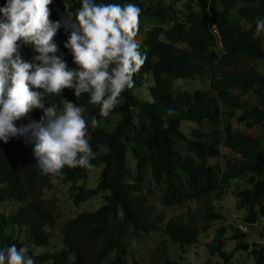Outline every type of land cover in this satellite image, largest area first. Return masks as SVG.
<instances>
[{
	"label": "trees",
	"instance_id": "obj_1",
	"mask_svg": "<svg viewBox=\"0 0 264 264\" xmlns=\"http://www.w3.org/2000/svg\"><path fill=\"white\" fill-rule=\"evenodd\" d=\"M188 1L195 5L185 3L178 9L170 3L166 5L164 0H97L129 2L141 8L135 39L147 59L133 76V88L122 93L120 103L108 116L115 120V126L104 122L98 114L99 105L88 103L87 94L77 98L72 90L64 89L61 96L50 94L47 99L57 105L62 104V98L79 105L86 127L91 116L97 117L98 125L95 129L88 128L87 140L98 154L91 162L103 170L96 188L79 189L74 202L80 205L103 195L105 204L96 212L80 213L65 223L62 240L55 242L51 232L56 227V218L50 212L44 191L60 178L78 189L88 170L65 167L58 177L40 175L34 166L31 142L24 137L10 138L6 144L0 142V247L26 246L35 264H103L113 252L119 257L111 264H127L122 254L126 256L130 251V246L123 243L129 232L137 239L161 224L148 204V196L153 193L146 185L148 175L152 186L162 193L164 207L174 208L190 201L204 203V208L186 222L168 220L164 234L175 244L192 246L198 242L201 231L208 232L211 225L222 221L211 196L215 194L216 200H220L230 180H245V189L235 198L237 210L246 213L245 221L252 224L258 217H264V76L256 68L250 71L242 68L247 58L264 62L263 42L252 35L256 19L264 18V0ZM78 7L79 0L72 4L70 12L74 15ZM183 12L186 16L180 19ZM49 19L53 20L50 16ZM143 22L150 28L142 27ZM54 38L63 41L67 32L61 28ZM216 38L221 48L216 46ZM172 45H183L188 50L176 56L171 53ZM59 49L72 68V57L63 43ZM20 51L29 61L36 55L31 46H22ZM218 60L229 71L218 69ZM208 70L213 99L199 91L181 94L175 90L176 82L195 80ZM142 88L148 94L147 100L137 94ZM251 96L254 102L246 105L245 100ZM221 106L229 111V123L237 118L249 130H259L261 136L245 135L228 124L223 129L222 143L216 139L202 141L210 137L204 130L210 126L215 129L221 120ZM238 111L241 115L237 117ZM41 115V110L33 109L16 125L38 121ZM184 122L202 130H195L194 137L188 139L181 131ZM180 142L191 145L194 151L191 157L173 150L174 143ZM221 145L236 155L233 176L218 165L209 164L220 157ZM130 156L135 169L129 165ZM13 205H17L15 211L11 210ZM112 229L118 232L116 236ZM225 232L224 228L217 230L210 253L229 262L232 255L227 257L223 252ZM95 240L102 241V249L92 256L88 253L87 259L83 245ZM243 246L239 244L238 248ZM34 248L41 252L35 253ZM252 255L256 256L257 264H264V250Z\"/></svg>",
	"mask_w": 264,
	"mask_h": 264
},
{
	"label": "clouds",
	"instance_id": "obj_2",
	"mask_svg": "<svg viewBox=\"0 0 264 264\" xmlns=\"http://www.w3.org/2000/svg\"><path fill=\"white\" fill-rule=\"evenodd\" d=\"M52 2L5 0L0 6V142L24 137L32 144L34 166L40 175L58 177L65 167L96 168L86 133L97 127L98 120L91 116L86 127L79 105L63 98L57 105L47 97L61 96L64 89L72 90L77 98L87 94L88 103L99 105V116L107 117L120 103L122 93L133 88V76L147 55L135 39L141 15L137 4L79 0L74 15L65 5L60 19L50 20ZM61 28L67 32L63 47L75 68L68 66L65 53L53 40ZM252 35L254 39L264 37V18L256 19ZM22 46H31L36 53L30 61L22 57ZM33 109L41 110L40 119L17 127L16 122ZM243 221L237 225L242 235L263 227L264 217L252 224L245 217ZM224 253L232 255L227 261L232 264L234 254ZM0 264L35 262L26 246L10 244L0 247Z\"/></svg>",
	"mask_w": 264,
	"mask_h": 264
},
{
	"label": "rangeland",
	"instance_id": "obj_3",
	"mask_svg": "<svg viewBox=\"0 0 264 264\" xmlns=\"http://www.w3.org/2000/svg\"><path fill=\"white\" fill-rule=\"evenodd\" d=\"M77 0H53L52 4L48 7L50 9V17L53 20H59L60 14L65 12V5L67 11L70 12V7ZM167 4H171L176 6L178 9H182L185 3H188L191 7L195 5V3H191L188 0H164ZM5 0H0V6H3ZM186 13L180 14V19H184ZM142 27H146L149 29L150 26L146 23L141 24ZM244 25V23H243ZM245 30H248V26H244ZM139 33V32H138ZM139 35L143 36L144 34L139 33ZM264 46V37H260ZM53 40L56 42L59 47L62 43L65 42L66 38L63 41H59L58 39L53 37ZM216 46L220 47V44L216 38ZM188 50V47L183 45H172L171 53L173 55H182L185 51ZM222 56V53H219V57ZM218 69L223 72L229 71L225 65L222 64L221 60L217 62ZM76 65L73 64L72 68H75ZM245 71H250L251 68H256L261 75L264 76V62L252 61L249 58L246 59L245 64L242 67ZM209 70L203 76L191 81H178L175 84V90L179 93H189L193 94L194 92H201L205 94L209 99L214 98V94L212 93L210 84H209ZM259 87L262 86L258 85ZM143 90L138 92L142 100L148 99V94ZM152 102V101H151ZM254 102V97H249L245 100V104L249 105ZM229 111L221 106V120L218 121L217 127L215 129L206 128L204 133L206 135H210L209 138L202 139V141L207 142L211 139H216L220 143H222V137H224V128L231 125L234 131H239L245 135H249L251 137L261 136L259 130H249L246 128L244 124H240L237 121V118L232 120L231 123L228 122L227 116ZM241 115V112L238 111L236 116ZM110 116V115H108ZM104 117V122L108 125H111L112 128L115 126V120L112 117ZM110 122V123H108ZM181 131L188 139L193 138V132L195 130H202L201 128H197V126L193 124H189L187 122L182 123ZM211 133V134H210ZM89 137V134L86 133V138ZM222 138V139H221ZM221 155L215 161H210V165H218L224 173H228L231 176L235 174L234 164L236 155H232L226 148L222 145L220 147ZM173 150L177 153L188 154L189 157L193 155V149L191 145L186 142L174 143ZM240 152V150H239ZM95 153V152H94ZM97 153H95V157H97ZM129 165L132 166V169H135L133 158L130 156ZM103 167H96L92 170L87 171L86 179L79 182L77 188L73 189L69 183H65L62 178L55 180L51 188L49 190L44 191V198H47L50 206V212L53 217L56 218V227L51 232V239L55 242L62 240V227L65 223L75 219L80 213H90L96 212L99 210L104 204V196H94L89 199L87 202H83L78 205L74 202V194L78 193L79 189L81 191H87L91 189H95L98 181L100 179V175ZM146 185L148 188L153 190V193L148 196V204L152 208L153 215L160 218L161 224L159 223L157 228L151 233H142L140 238L135 239L134 236L129 232L128 237L123 240V243L130 246V251L123 256L122 259L127 264H161L165 261H169L173 264H226L227 259L225 257H221L220 255H212L210 247L213 245L214 238L217 235V230L219 228L226 229L224 242V252L230 254H234V258L232 260V264H257L256 256L252 255L254 251L264 250V224L263 227H255L251 229L246 234H241L237 231V225L244 223L243 219L246 217V213L243 211H238L236 208V196L240 192V190L245 189V180H230L225 185L224 195L220 200H216L215 194L211 196L213 200L214 210L216 213L221 214L222 221L218 223H214L211 225V229L208 232L201 231L198 243L192 247L182 246L179 244H175L170 241L167 236L164 234V228L168 220L174 218L182 221H188L190 216H195L200 210L204 208V203L202 201H190L182 204L181 206H177L174 208L164 207L161 203L162 193L159 191V188L152 186L150 182V175L146 178ZM17 205L12 206V211L16 210ZM259 213V208H257ZM259 215V214H258ZM264 223V222H263ZM204 223L200 224V229L204 227ZM113 230V229H112ZM110 231V233L112 232ZM117 231L113 230V236L117 235ZM53 243V242H52ZM243 244V248L239 249L238 245ZM53 245H51L52 247ZM83 253L87 251V259L89 258V254L95 255L102 249V241L95 240L84 243L83 245ZM35 253H40L39 248H34ZM89 253V254H88ZM119 257L117 252H113L109 255V257L104 260L103 264H111Z\"/></svg>",
	"mask_w": 264,
	"mask_h": 264
}]
</instances>
